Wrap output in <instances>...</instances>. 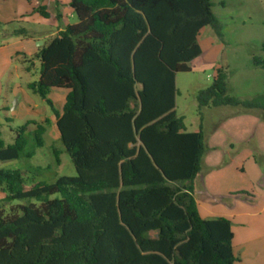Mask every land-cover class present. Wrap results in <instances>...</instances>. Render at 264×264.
Returning a JSON list of instances; mask_svg holds the SVG:
<instances>
[{
  "label": "trees",
  "instance_id": "1",
  "mask_svg": "<svg viewBox=\"0 0 264 264\" xmlns=\"http://www.w3.org/2000/svg\"><path fill=\"white\" fill-rule=\"evenodd\" d=\"M67 4L76 22L35 53L39 76L27 88L55 115L76 175L47 183L25 169H0L2 201L37 202L8 213L0 204V264H233L230 220L202 218L196 207L201 126L187 131L175 111L176 73L201 54L203 27L219 31L213 1ZM36 10L49 15L43 4ZM253 63L264 68L262 58ZM51 89L66 90L60 110ZM195 99L199 110L256 107L229 94L222 66ZM47 122L27 121L9 144L0 135V160L19 156L29 124L42 146ZM53 154L59 162L60 151Z\"/></svg>",
  "mask_w": 264,
  "mask_h": 264
},
{
  "label": "rangeland",
  "instance_id": "2",
  "mask_svg": "<svg viewBox=\"0 0 264 264\" xmlns=\"http://www.w3.org/2000/svg\"><path fill=\"white\" fill-rule=\"evenodd\" d=\"M212 1L219 31L210 26L203 27L197 39L201 54L188 63L190 71L176 73L175 111L184 117L187 131H196L201 126L205 146L203 164L219 158L234 165L233 169H236L238 161L247 167L244 155L252 151L264 173V68L253 63V57L264 59V0ZM60 12L63 19L53 16L48 25L55 27L75 21L74 13L67 4L61 7ZM8 60H0V135L5 144L12 143L16 128L28 119L21 116L18 109H12L16 98L25 94L41 98L27 88V82L39 76L38 61L30 65L21 57ZM28 64L31 67L29 72L23 68ZM217 66L226 70L229 94L250 101L256 107L225 105L198 109L195 93L211 83ZM33 129L32 124L27 126L25 148L16 159L0 160V169H25L35 181L47 183H53L62 175H76L58 136L43 135L42 146H37ZM54 148L60 151L59 162L53 154ZM36 167L42 170L35 172L33 169ZM54 196L56 194L50 197ZM2 198L0 192V204L5 213L17 204L29 201L37 204L34 199L8 202L2 201Z\"/></svg>",
  "mask_w": 264,
  "mask_h": 264
},
{
  "label": "crops",
  "instance_id": "3",
  "mask_svg": "<svg viewBox=\"0 0 264 264\" xmlns=\"http://www.w3.org/2000/svg\"><path fill=\"white\" fill-rule=\"evenodd\" d=\"M39 4L46 6L48 17H42L36 10ZM65 4L67 0H0V60L21 57L30 65L39 63L33 58L39 48L59 30L72 24L48 25L53 16L63 19L60 9ZM74 18L73 23L76 22L75 15ZM29 64L23 66L27 72L31 68ZM48 96L60 110L66 90L51 89ZM35 98L28 94L18 96L12 109L27 116V121L45 123L47 120L43 135L59 138L55 115L42 98ZM245 153L247 167L238 161L236 169L225 159L216 158L206 164L201 159L200 171L193 180V194L202 218L230 220L233 264H264V173L252 151Z\"/></svg>",
  "mask_w": 264,
  "mask_h": 264
}]
</instances>
